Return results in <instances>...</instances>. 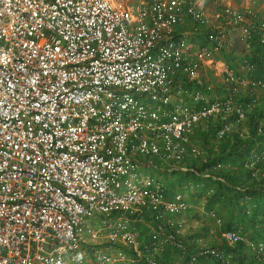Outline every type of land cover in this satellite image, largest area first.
<instances>
[{
  "label": "built area",
  "instance_id": "2783aa9c",
  "mask_svg": "<svg viewBox=\"0 0 264 264\" xmlns=\"http://www.w3.org/2000/svg\"><path fill=\"white\" fill-rule=\"evenodd\" d=\"M129 1L0 0V264H159L165 247L187 255L176 218L190 206L151 174L152 159L198 174L185 163L200 155L195 130L222 120L216 137L243 131L251 104L241 95L264 92V74L247 57L246 78L214 58L234 33L247 51L264 50V16ZM211 65L219 86L205 78ZM147 219L144 242L136 226ZM196 242L185 264H236ZM249 247L264 257V242Z\"/></svg>",
  "mask_w": 264,
  "mask_h": 264
},
{
  "label": "trees",
  "instance_id": "16d2710c",
  "mask_svg": "<svg viewBox=\"0 0 264 264\" xmlns=\"http://www.w3.org/2000/svg\"><path fill=\"white\" fill-rule=\"evenodd\" d=\"M254 46L259 49L257 45ZM259 53L254 49L251 55L247 56L252 63L256 64L258 77L264 74V50L260 55ZM240 100L251 104L249 108L251 111L247 113L243 131L225 134L218 138L216 130L224 121L205 122L208 132L199 136L204 141L203 144H207L206 147L203 146L207 149V156H202L203 158L200 156L188 164L198 174L186 173L193 178V182L189 183L193 185V189L188 188L189 184L187 188L197 193L196 191L202 190H199V187L205 189L208 187L205 184L209 182L212 187L209 190L208 204L212 207L217 205L218 209L223 210L227 215L223 220L216 210H208V214L213 213L216 218L221 219L218 225L221 228L219 233L221 243L217 246L206 244L205 248L219 251L226 256L230 253L237 264H264V257H257L251 249L249 251L254 256L250 252H243L245 246L249 248L243 238L244 235L251 243L264 242V96L258 98L255 94L249 93L241 95ZM260 124H262V131L259 133L257 130ZM245 128L247 132H244ZM208 137L215 139L216 142L211 143ZM168 194L171 193L168 192ZM235 214L239 217L236 222L233 220ZM181 224L183 225L182 221ZM230 230L237 232L242 238L233 245H229L221 237L222 232ZM194 232L196 235L199 231ZM180 237L181 235L178 238ZM195 238L196 236H193L191 240L195 245V252L187 253L185 263L189 255L200 250L194 243ZM202 261H214L216 264H221L219 259L211 255L198 256L196 263Z\"/></svg>",
  "mask_w": 264,
  "mask_h": 264
},
{
  "label": "rangeland",
  "instance_id": "374dc122",
  "mask_svg": "<svg viewBox=\"0 0 264 264\" xmlns=\"http://www.w3.org/2000/svg\"><path fill=\"white\" fill-rule=\"evenodd\" d=\"M126 1V0H123ZM137 0H130V3H135ZM221 3L219 0L212 1L211 4V10L219 9L221 8ZM188 40V39H187ZM258 50L259 55L261 54V51H263L262 48L256 49V47L251 45V49L247 51L244 48V44L239 40L237 33L232 34V36L229 39L228 45L226 48L222 49L219 54L218 58L219 60L226 64L227 66L231 67L233 69V72L236 74V76H240L243 78L247 77V73L245 71V65L242 64V60L244 57H247L248 55H251V52L253 50ZM249 60V58H248ZM221 79V78H219ZM256 97L261 98L264 96V92L257 91L254 93ZM260 103V102H259ZM261 104V103H260ZM251 111V110H250ZM207 133V125L204 123L202 124L197 130H195L194 136H193V143L195 145V148L199 152V157L201 156H207V149L203 146H207V144H203L204 141L200 138V134ZM247 132L246 128L245 131ZM205 133V134H206ZM209 141L212 143L213 141L216 142L215 139H211L208 137ZM203 158V157H202ZM201 158V159H202ZM152 159V158H151ZM152 161L157 164L155 169H149L152 175L158 177L167 187V192L174 193V192H181L184 194L188 204H189V210L184 215L176 218L177 216H170L171 218L180 219L183 222V226L181 228V237L180 241L186 248L187 253L195 252V245L192 244L191 240L193 236H196L194 240H198V243L200 244H208V245H219L221 243L220 235L221 228L216 225V223L213 222V220L210 218L209 214L207 213L208 210H216L217 214L222 218L223 220L227 217L225 212L223 210H219L217 205L210 206L208 204V196H209V190L211 189L212 185L207 182L205 186H208L207 188L199 187V190L191 192L188 190L187 186L192 181L193 178L189 176L186 173H180L175 172L173 170H168V165L160 163L156 158H153ZM194 160H187L185 161L186 164H189L193 162ZM184 164V163H182ZM164 166V167H162ZM204 190V191H203ZM237 218H239L236 214L233 217L234 222H236ZM221 220V219H220ZM139 232V238L141 241H146L148 239V234L150 232V228L152 227V224L149 219L145 221L144 224H139L136 226ZM202 229V231H200ZM199 231L194 234V231ZM243 236V235H242ZM246 244H250L251 241L246 238V236H243ZM193 240V241H194ZM195 241V242H196ZM194 242V243H195ZM197 243V242H196ZM198 246V245H197ZM250 247H246L243 249V252L248 253ZM251 254V252H250ZM232 255V253H231ZM253 255V254H251ZM256 255V253H255ZM187 256V255H186ZM185 256V257H186ZM226 256V255H225ZM227 256H230V253L227 254ZM254 256V255H253ZM234 261V257L233 260ZM236 262V261H234ZM164 263H170V264H184L185 258L181 257V254L179 251L172 247H165V250L161 253L159 257V264ZM196 264H216L214 261H202L198 262ZM237 264V263H236Z\"/></svg>",
  "mask_w": 264,
  "mask_h": 264
},
{
  "label": "crops",
  "instance_id": "0c3cea01",
  "mask_svg": "<svg viewBox=\"0 0 264 264\" xmlns=\"http://www.w3.org/2000/svg\"><path fill=\"white\" fill-rule=\"evenodd\" d=\"M196 1L198 3L199 8L202 9L204 12L211 13L212 11H214V10L209 9V8H211V4H212L213 0H196ZM215 1H217V0H215ZM219 2L221 3L222 6L230 5L232 7L237 8V9H243L245 7H251L255 11H257L259 14L264 16V0H219ZM215 10H217V9H215ZM188 32H189L188 26H184L183 28H181L179 30L178 34L186 36V35H188ZM194 42L196 44V41H194ZM217 56H218V54L215 55V58H214L216 63L217 64L222 63ZM209 68L210 69H208L206 71V74H205L206 80L208 82H210L211 84H213L214 86H219L220 85V82H219L220 77L217 75H220V74L218 73V71L215 70L213 65H211ZM88 264H92V263L89 262Z\"/></svg>",
  "mask_w": 264,
  "mask_h": 264
}]
</instances>
